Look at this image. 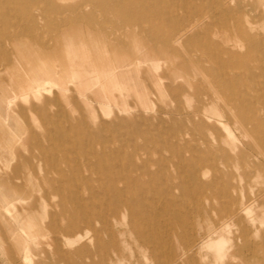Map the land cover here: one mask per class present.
<instances>
[{
  "label": "rangeland",
  "instance_id": "obj_1",
  "mask_svg": "<svg viewBox=\"0 0 264 264\" xmlns=\"http://www.w3.org/2000/svg\"><path fill=\"white\" fill-rule=\"evenodd\" d=\"M48 1L60 11L0 0V264H264V167L245 162L261 161L264 147L222 115L219 123L208 113V122L231 142L194 126L187 115L195 106L223 97L190 66L206 49L183 44L176 59L158 41L189 32L191 1ZM145 7L155 17H138ZM231 7L230 30L213 23V39L264 42V0ZM163 11L175 18L157 17ZM239 44L245 56L251 47ZM25 54L50 58L54 78L23 72ZM230 67L243 72L238 62ZM102 165L122 170L125 181L96 173ZM146 171L160 174L150 181ZM105 187L123 196L107 197ZM144 199L153 219L133 226L126 206Z\"/></svg>",
  "mask_w": 264,
  "mask_h": 264
},
{
  "label": "bare ground",
  "instance_id": "obj_2",
  "mask_svg": "<svg viewBox=\"0 0 264 264\" xmlns=\"http://www.w3.org/2000/svg\"><path fill=\"white\" fill-rule=\"evenodd\" d=\"M149 1L151 0H144L143 5L147 4L146 2ZM154 1H163L166 3H171L174 1L178 2V0ZM190 1L191 6L186 4L185 10L187 12H191L192 15H187L184 19V22L188 23L185 30L190 29L189 32L183 36L175 38L176 40L174 41L173 38H158V41L161 40L163 48L175 52L174 55L176 59L182 57L180 54H177V51L183 44L185 46L191 45V47L196 46L205 48L206 51H204L201 56H197V58L193 59L190 66L193 69L195 75L209 76L212 83L216 87H218V93L220 92L221 96L223 97H220L222 98V101H219L220 98L217 97L219 99H217L218 101L216 103V99L215 101H212L208 97L207 99L209 100V102L206 103V106L210 104L211 105L207 108L200 105L195 106L194 113L187 115V118L196 127L201 128L202 126H204L205 128L212 130L215 134H217L219 141L231 142V134L227 132L222 133L215 124L208 122V119L210 118L208 113L216 115L218 117L219 123H222L219 116H225L231 123L238 125V128L240 129L244 137L251 136L252 138L258 140L264 147V42L256 41L252 37V35H243L242 40L246 41L251 48L247 49V54L245 56H241L234 50L235 47L240 46L239 42L242 41L239 36H224L221 37L220 40L213 39V31H211L212 29H210L211 25H213V23L217 21H222L224 22L225 27L230 30V28L227 27V20H229V18L235 11V9L231 7V4L239 2V0ZM196 1H198L197 4L195 3ZM39 2H43L45 5L50 6V8H52L55 12H58L61 9L59 5L54 4L48 0H39ZM142 11L143 13H139V16L137 15L138 17H155V15L147 10L146 7L142 8ZM173 13L174 12L164 13L163 11L162 13L158 14L157 17L161 16L164 17L166 21H171L175 18L173 16ZM27 14H29L28 16L30 19L34 18L32 14ZM38 19L43 20V16L39 17ZM200 20H204L207 25H204V23H200ZM0 21H2V19ZM200 26H203V31L199 30ZM0 38L2 43L4 40L1 36ZM237 38H240V40H238ZM4 49L0 47V53H5L6 51ZM226 54L227 57L224 56ZM22 60L23 72L29 70L30 74L36 77L38 81L42 82L45 77L51 79L54 78L56 67L54 66L50 58H43V60H40L35 57L30 58L25 54ZM43 61H45V65L42 64ZM251 61L256 63L257 69H259V71H256V69H252L249 64ZM236 62H238L243 69L242 73H234L233 71H231L230 66L235 64ZM63 69H65V67H63ZM188 76L191 77L192 74H188ZM180 77L182 78L185 76ZM250 86H253V88L255 87L257 89V92H259V97L255 99L251 97ZM213 102L214 104H212ZM217 104L220 105V108H214ZM209 108H211V110H209ZM219 109L221 111V114L217 113ZM247 144L251 145V142L248 141ZM181 149L183 151L186 150L183 148ZM257 152L258 153H256V155L264 161V148H262L261 151ZM180 154L183 155L184 152H181ZM105 155L107 154L104 152H96V156ZM111 158H113V156ZM262 160L260 161L253 157V159L251 160L245 159V162L247 164H250L251 166L262 168L264 167V162ZM113 163H115V161ZM138 170L139 168L137 167L136 171ZM207 172L208 171L204 170L201 166L199 167V169H194V173L196 175L194 176L201 186H204L205 183H203L202 181L200 182L198 173H202V175L205 176ZM96 173L102 174L107 180L120 178L121 181H125L126 178V176L122 174V170L116 171L112 167L107 165H102L101 167H99ZM145 174L149 177L150 181H153L155 176H158L160 174V171L156 173L146 171ZM138 179L140 178H134V181H137ZM109 192H112L115 195L118 194L120 196H123V191L121 189H117L116 187H112L111 191L110 188L105 187L104 193L105 195H107V197H110ZM90 193V200H92L95 196V193L92 190H90ZM77 195L78 194L75 193V196ZM136 206L134 209L130 204L126 206L128 211L131 213V222L133 226L144 225L149 227L151 220L153 219V214L150 213L151 203L148 201V199H144ZM89 218L90 217H87V222H90ZM99 220L103 221V216L100 215ZM22 223L24 229H29L31 227L29 221L25 219H22ZM69 225L74 228V226H76V223L70 222ZM149 242L153 244L155 242V237H153Z\"/></svg>",
  "mask_w": 264,
  "mask_h": 264
}]
</instances>
